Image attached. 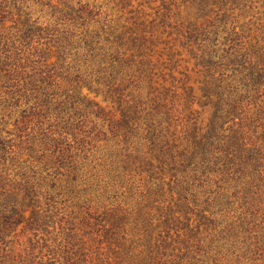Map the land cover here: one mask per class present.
Masks as SVG:
<instances>
[{
	"label": "trees",
	"instance_id": "16d2710c",
	"mask_svg": "<svg viewBox=\"0 0 264 264\" xmlns=\"http://www.w3.org/2000/svg\"><path fill=\"white\" fill-rule=\"evenodd\" d=\"M184 1L207 115L180 123L155 20L0 0V264L264 262V20L239 23L264 0ZM11 6L19 20L6 25Z\"/></svg>",
	"mask_w": 264,
	"mask_h": 264
},
{
	"label": "rangeland",
	"instance_id": "374dc122",
	"mask_svg": "<svg viewBox=\"0 0 264 264\" xmlns=\"http://www.w3.org/2000/svg\"><path fill=\"white\" fill-rule=\"evenodd\" d=\"M82 1L89 2L92 7H95L98 12L96 19L99 20H113V22L115 20H134V18L147 21L155 20V49L163 55L166 61L165 66L162 67V72L166 78V84L172 86L173 92H175L174 109L180 123L191 110L200 111L202 113L201 116L207 115V108H203L202 103L199 101V86L203 79L202 66L196 56V50L192 45L185 43L186 39L183 35V30L185 31L189 21L194 19L190 4L184 0H129L125 5L116 4L114 0ZM27 5H29V9L35 18L39 17V20L45 23L47 20H53L48 6H41L34 1L28 2ZM10 10L12 11L5 14L6 25H10L12 23L11 20H19L18 11L12 6ZM259 10L260 12L254 14V16H240L239 23L250 19L255 21L264 20V18H259L263 17L264 7ZM161 20L165 21L161 22ZM238 28L240 29V26ZM244 30L246 35L251 34L249 38L258 33L254 24L246 25ZM55 59L51 55L50 61ZM159 80H163L160 75ZM190 88L194 90L195 99L188 107L184 96L190 91ZM85 90L87 89L85 88ZM90 96L99 101L106 110L112 109L113 106L103 99V95H96L93 92ZM261 207L264 211V203H262ZM30 235L28 231H22L21 226L18 227L12 243L15 253L25 252V249L29 246ZM92 245L94 248L96 244ZM259 263L264 264L263 261Z\"/></svg>",
	"mask_w": 264,
	"mask_h": 264
}]
</instances>
